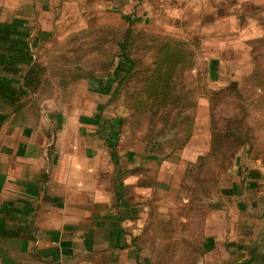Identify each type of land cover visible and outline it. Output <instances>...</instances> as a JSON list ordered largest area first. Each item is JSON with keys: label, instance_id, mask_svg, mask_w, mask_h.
<instances>
[{"label": "crops", "instance_id": "obj_1", "mask_svg": "<svg viewBox=\"0 0 264 264\" xmlns=\"http://www.w3.org/2000/svg\"><path fill=\"white\" fill-rule=\"evenodd\" d=\"M70 1L0 0V23L26 28L32 54L0 59V264H154L148 228L177 205L211 138L190 135L166 154L125 150L100 94L111 85L47 82L51 36ZM222 175L192 264H264V163L241 157Z\"/></svg>", "mask_w": 264, "mask_h": 264}, {"label": "rangeland", "instance_id": "obj_2", "mask_svg": "<svg viewBox=\"0 0 264 264\" xmlns=\"http://www.w3.org/2000/svg\"><path fill=\"white\" fill-rule=\"evenodd\" d=\"M59 22L47 82L111 85L100 94L122 148L166 154L216 136L144 239L154 264H192L222 174L241 157L264 163V0H71Z\"/></svg>", "mask_w": 264, "mask_h": 264}, {"label": "trees", "instance_id": "obj_3", "mask_svg": "<svg viewBox=\"0 0 264 264\" xmlns=\"http://www.w3.org/2000/svg\"><path fill=\"white\" fill-rule=\"evenodd\" d=\"M30 38L27 29L15 23H0V59L1 61H25L32 57L29 43L26 41ZM33 65H31L32 67ZM34 70V67H32ZM37 72V71H36ZM36 72L29 75L28 83L31 82L30 77H35ZM121 119L117 120V127L120 133ZM216 136L213 134L211 138L212 145Z\"/></svg>", "mask_w": 264, "mask_h": 264}]
</instances>
